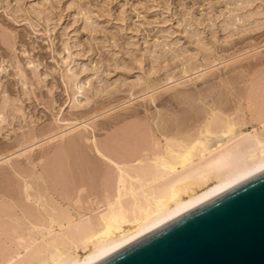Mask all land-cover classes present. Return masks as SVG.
I'll use <instances>...</instances> for the list:
<instances>
[{
    "label": "rangeland",
    "instance_id": "374dc122",
    "mask_svg": "<svg viewBox=\"0 0 264 264\" xmlns=\"http://www.w3.org/2000/svg\"><path fill=\"white\" fill-rule=\"evenodd\" d=\"M226 1L0 0V97L22 101L24 110L23 119L17 116L12 124L5 122L0 128V208L4 207L0 213L13 207L11 199H16L17 204L22 202L24 178L29 176H42L53 191L63 190L65 185L73 190L81 183H87L90 192L100 191L103 181L94 161V143L106 154L135 153L152 134L160 137L156 120L168 117L171 122L176 119L175 125L191 126L231 88L244 96L243 105L247 108L253 106L255 110L264 105V26L246 32L242 22L237 30V21L236 27L232 28L233 23L228 27L234 33L226 34L220 25L228 12ZM16 7L21 11L15 12ZM78 7L92 13L91 26L85 24L83 15L76 13ZM253 8H261L264 22V0H256ZM38 9L48 10L49 20L39 18L35 13ZM187 11L203 23L200 31L203 30L210 47L203 54L195 52L188 40L189 33H184ZM207 17L215 20L216 37L211 34L212 23H207ZM159 33L180 41L183 49L188 48L190 59L183 64L168 59L159 63L154 72L149 70L147 60L143 69L137 65L129 67L128 72L115 69L116 61L125 58L127 49H136L142 55L144 47L148 49L161 41ZM65 42L72 45L70 66L76 59L91 70L90 74L110 66L102 74L111 85L108 93L98 92L91 102L77 101L74 105L63 78L64 59L69 54ZM188 93L195 97L202 94L207 101H189L190 104L177 97ZM249 98L254 101H248ZM78 99L82 101L83 97L79 95ZM213 138H201L196 156L204 146L214 144Z\"/></svg>",
    "mask_w": 264,
    "mask_h": 264
},
{
    "label": "bare ground",
    "instance_id": "6f19581e",
    "mask_svg": "<svg viewBox=\"0 0 264 264\" xmlns=\"http://www.w3.org/2000/svg\"><path fill=\"white\" fill-rule=\"evenodd\" d=\"M255 1L227 0L228 12L223 18L219 13L222 18H220L222 30L232 35L234 32L231 31L230 24L233 23L232 28L238 24V30L241 22L243 27H247L245 30L264 26L260 17L261 8L257 10L253 8ZM15 10L18 13L21 8L16 7ZM35 13L39 18L44 17L49 20L48 10L38 9ZM76 13L83 15L85 24L91 26L89 21L92 17L88 9L83 10L78 7ZM210 14L208 13V16ZM212 18L207 17V23L208 21L212 23L211 34L216 37V23ZM237 21L240 22L236 24ZM202 24L193 13L188 11L185 13L184 33H189V43L195 46L194 50L198 55L210 48L203 30L200 31ZM171 37L161 35V41L148 49L144 47L142 55H138L136 49H127L128 60H125L126 56L124 59H118L115 69L117 67L128 72L129 67L136 65L143 69L144 60H147L150 65L149 70L154 72L159 63L168 59H176L174 61L181 63L188 61L190 59L189 54L187 55L188 48L183 49L180 41H175ZM71 47L68 43L65 45L69 54L64 59L63 78L68 85L74 105L77 101L91 102L98 92L108 93L111 85L108 78L102 76L105 70L107 72L111 69L110 66L95 70L91 74V70L89 71L84 63L78 64L74 58L75 61L70 66ZM30 63L35 64L32 61ZM189 71L191 70L185 73L188 74ZM189 94L185 96L179 94L177 97L183 99L184 103L197 102L201 99L207 101L201 93L197 95L198 97ZM79 95L83 97L82 101L78 99ZM225 95L223 98L219 95L221 98L219 103H212L214 105L206 108L201 118L197 117L198 120L196 119L191 126L175 125L176 119L171 122L167 120V115H165L167 119L162 118L158 122L156 120V132L160 133V137L151 133L152 136L147 140L148 142H145L146 145L135 153L106 154L102 151V147L94 143L93 148L96 152L94 161L101 174L99 171L97 173L103 181L102 189L98 188L100 191H88L87 183L75 185L73 190L72 187L65 185L67 188L64 186L63 190L53 191L42 176H23L25 177L24 186L22 185L24 197L21 198L24 200L17 204L16 199H11L10 206L13 207L7 209L15 212L10 213L8 210L9 213H6L8 211L0 213V243L2 242L0 264H93L233 187L238 180L263 169L264 105L253 110L254 107L249 102V106L252 107L247 108L248 105L244 104L245 108L244 96L239 95L232 88ZM250 98L247 100L250 101ZM232 101L234 104L231 106ZM197 103L196 106L199 104ZM17 116L24 118L22 101H13L8 96L0 97V128L3 129L5 122L12 124L13 118ZM207 135L215 138L214 144L210 147L204 146L203 151L196 156L195 151L201 144V138ZM56 194L58 197L55 196Z\"/></svg>",
    "mask_w": 264,
    "mask_h": 264
},
{
    "label": "water",
    "instance_id": "95a60500",
    "mask_svg": "<svg viewBox=\"0 0 264 264\" xmlns=\"http://www.w3.org/2000/svg\"><path fill=\"white\" fill-rule=\"evenodd\" d=\"M93 264H264V168Z\"/></svg>",
    "mask_w": 264,
    "mask_h": 264
}]
</instances>
